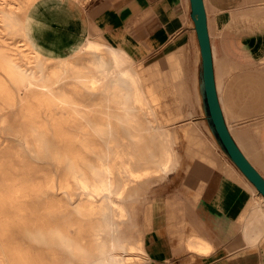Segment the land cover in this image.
<instances>
[{
	"label": "bare ground",
	"instance_id": "6f19581e",
	"mask_svg": "<svg viewBox=\"0 0 264 264\" xmlns=\"http://www.w3.org/2000/svg\"><path fill=\"white\" fill-rule=\"evenodd\" d=\"M33 1L26 0L29 9L25 26L33 20ZM29 15L31 21H27ZM6 21L12 25L8 18ZM94 36L86 37L65 57L52 53L56 63L45 68L30 66L32 62L24 50L0 47V71L7 77L4 80L0 75V100L8 108L18 107L17 134L27 147L45 142L40 134L53 136L59 146L51 152L60 157L61 168L58 184L40 177L0 176V264L150 263L140 240L130 238L135 228L130 217L136 214L137 196L153 182L145 177L163 171L175 158V150L166 138L169 131L162 125L164 121L156 115L158 99L152 86L145 84L144 91L141 88L138 72L142 64L131 65L125 53L110 45L106 50L113 66L112 76L87 75L73 59L83 55L84 48L103 49ZM24 41L26 45L32 42L28 50L35 53L34 35L26 33ZM0 42L6 40L0 36ZM23 57L27 67L20 63ZM98 64L104 66L106 59L101 58ZM101 88H106V97L99 96L94 104L89 103L92 99L86 96ZM199 89L205 102L202 84ZM108 102L119 107L93 108ZM134 104L137 107L131 106ZM86 116L94 119L96 128L81 124ZM74 124H78V131H73ZM186 132L191 137L196 127L191 124ZM103 134L106 138L100 137ZM62 157H66L65 163ZM59 190L66 192L65 197L57 194ZM41 196L44 198L37 207L36 199ZM23 199L28 202L23 204ZM260 199L251 204L244 228L247 231L251 225L252 231H264V197L260 195ZM60 212L63 222H53L51 214ZM22 237L32 239L39 249L35 245L24 247ZM57 242L66 249L62 250L64 254L54 250L52 245Z\"/></svg>",
	"mask_w": 264,
	"mask_h": 264
},
{
	"label": "crops",
	"instance_id": "0c3cea01",
	"mask_svg": "<svg viewBox=\"0 0 264 264\" xmlns=\"http://www.w3.org/2000/svg\"><path fill=\"white\" fill-rule=\"evenodd\" d=\"M203 1L227 127L264 177V147L254 124L243 121L230 102L222 101L219 85L220 79L237 71L242 51L247 56L250 47L264 48V0ZM252 8H257V14L242 16L241 12ZM76 22L83 26L79 35H102L108 45L132 54L148 47L162 57L168 52L182 56L188 64V77L200 87L202 59L190 0H115L88 12L81 10ZM243 73L247 87L262 94L264 100V91L257 89L264 82L258 75ZM202 115L194 124L204 136L205 148L187 163L178 183L156 193L153 232L146 249L150 250L149 264H264V231H252V225L251 233L244 229L251 204L260 195L228 157L205 113ZM198 242L204 244L198 246ZM195 250L209 251L199 254Z\"/></svg>",
	"mask_w": 264,
	"mask_h": 264
},
{
	"label": "rangeland",
	"instance_id": "374dc122",
	"mask_svg": "<svg viewBox=\"0 0 264 264\" xmlns=\"http://www.w3.org/2000/svg\"><path fill=\"white\" fill-rule=\"evenodd\" d=\"M114 1L34 0L35 8L30 9L33 20L31 21L29 15L27 21H31V24L25 26V13L29 9L26 0H0V36L3 40H6V42H0V47L9 45L15 51L24 50L26 51L24 55L32 62L30 66L37 65L38 67L45 68L48 65L56 63L51 57H54L52 53L57 54L58 57H65L76 48L77 44H81L88 37L86 34L82 33L79 35L78 33V30L83 28L82 25L79 26L78 22H76V18L79 17L81 10L84 9L88 12L89 8H94L96 5L109 4ZM252 9L241 12L242 16L247 18L250 15L254 16L257 14V8ZM7 18L12 22L13 26L6 21ZM26 33L34 35L36 39L35 53L28 50L32 42H28L29 46L26 45L24 41ZM94 37L97 39V42L102 44L101 48L103 49L95 51L92 48H84L81 51L84 52L83 55L75 56L73 59L79 63V67L87 75L94 77L112 76L113 66L106 50L109 45L105 42L102 35L95 34ZM143 42L145 41L143 40ZM259 47H250L247 56L242 51L241 61L236 64L235 70L237 71L226 79H220L219 85L222 101L228 104L230 102L231 106L237 110L236 113L239 115V118L244 119L243 121L254 124L252 128L258 134L264 147V100L260 99L263 95L254 94V89L252 90L250 87H247V80L242 75L244 74L243 72H250L251 76L258 75V80L264 82V60H262L264 58V48ZM117 50L123 54L125 53L124 55L130 58L131 65H137L138 63L143 65V69L138 72L139 77L142 79L140 83L141 88L144 91L143 86L145 84L152 86V92L158 99L155 103L156 115L164 121L162 125L166 126L169 131V135L166 138L169 139L176 155L172 161L168 162L167 167L163 171L161 170L145 177L146 180L153 182L136 198L138 201L136 214L130 217L131 224L135 226L133 230L134 237L130 238L140 240L143 248L146 250L147 242L151 241L153 232L154 208L156 207L154 199L156 193L169 188L170 185L178 183L181 180L182 172L187 163L194 158V155L199 154L205 148L204 136L194 124L203 117L202 112L204 114L205 109L204 99L200 93V87L188 77V64L182 56L168 52L162 57V55H156V52H150V48L148 47L140 49L141 52L137 54L129 53L123 49ZM101 58L106 59L104 66L98 64ZM24 59L25 57L20 61L23 65L26 64V60ZM60 62H63V60L57 63ZM24 67H27V64ZM0 75L1 79L7 80V77L1 71ZM262 86L257 88L258 91H264V85ZM105 90L106 88H101L100 91L86 96L92 99L89 103L94 104V100L99 98V96L100 99L101 97H106ZM87 101L82 102L83 105H86ZM105 106L111 108L119 107L116 104L108 102L93 105V108H104ZM131 106L137 107L136 104ZM0 107L3 108L0 111V176L5 174L7 177H40L53 179L55 184H58L61 168L59 164L60 157L56 158L54 152H51L59 146L54 137L40 134L39 138L45 139L47 142H34L35 146L32 143L31 147H27L17 134L18 107L15 106L13 109L8 108L7 104L1 100ZM67 116L70 117L72 114H67ZM43 119L47 121L45 116H43ZM112 121L115 122V119ZM93 122L94 119L86 116L81 121V124L83 126L91 125L92 128H96L97 126ZM191 124L196 127V132L190 137L187 135L186 130H188ZM71 127L73 131H78L79 129L78 124H74ZM100 137L106 138L104 134L100 135ZM146 151V149H142V152ZM61 159L62 163L67 161L66 157H62ZM75 192L77 194L80 193L79 189ZM65 193L64 190L57 192L60 197H65ZM42 198L44 196L36 199L35 205L37 207ZM260 200L259 197L255 201ZM23 202L25 204L28 202V199H23ZM6 210L7 212L12 211L9 208H6ZM128 210L130 212V207H128ZM62 216L63 213L61 212L52 213L50 219L60 224L63 222ZM124 219L128 218L125 217ZM21 242L26 248H33V245H35L33 240L28 237H22ZM52 246H54V250H59L58 253L64 254L62 250H66L59 242ZM35 247L39 249L36 245ZM46 247L47 244L43 246V248ZM147 251L148 253L150 252V250ZM195 251L199 254H207V252L201 250ZM140 264H148V262L144 260Z\"/></svg>",
	"mask_w": 264,
	"mask_h": 264
},
{
	"label": "water",
	"instance_id": "95a60500",
	"mask_svg": "<svg viewBox=\"0 0 264 264\" xmlns=\"http://www.w3.org/2000/svg\"><path fill=\"white\" fill-rule=\"evenodd\" d=\"M192 19L200 45L202 59V85L204 90L205 102L204 113L206 119L228 157L242 172V174L255 187L257 192L264 197V177L250 163L248 158L241 151L233 139L227 127L222 107L220 104L216 79L214 73L212 49L207 24V14L203 0H190ZM204 99V98H203Z\"/></svg>",
	"mask_w": 264,
	"mask_h": 264
}]
</instances>
